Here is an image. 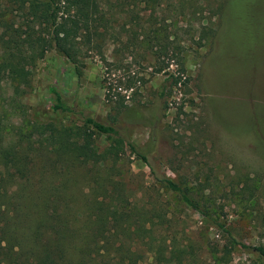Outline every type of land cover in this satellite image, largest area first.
Listing matches in <instances>:
<instances>
[{
	"label": "rangeland",
	"instance_id": "obj_1",
	"mask_svg": "<svg viewBox=\"0 0 264 264\" xmlns=\"http://www.w3.org/2000/svg\"><path fill=\"white\" fill-rule=\"evenodd\" d=\"M108 4L100 8L108 27L92 36L98 47L88 49L83 32L76 38L78 76L54 48L24 63L28 87L10 122L81 125L75 114L52 112L49 86L82 115L102 123L116 116L118 134L145 162L124 145L98 194L82 180L93 169H68L70 203L83 210V200L101 201L129 213L123 232L110 227L112 248L133 250L141 264H154L151 248L170 264H264L253 250L264 251V0ZM177 73L187 83L170 88L165 79ZM117 94L124 100L116 113ZM93 143L100 151L109 141ZM157 177L185 187L197 210Z\"/></svg>",
	"mask_w": 264,
	"mask_h": 264
},
{
	"label": "trees",
	"instance_id": "obj_2",
	"mask_svg": "<svg viewBox=\"0 0 264 264\" xmlns=\"http://www.w3.org/2000/svg\"><path fill=\"white\" fill-rule=\"evenodd\" d=\"M142 1L147 6L160 2ZM107 4L108 0H0V264H141L133 250L112 248L116 234L110 227L123 232L131 219L129 213L115 204L86 198L82 201L84 212L70 203L73 192L68 181L73 177L69 168L93 169L87 170L90 174L85 173L82 180L89 185L90 194H98L110 179L124 145L145 162L144 155L118 134L116 116L110 115L108 123H102L82 115L64 101L62 91L49 86L52 112L75 114L81 125L28 124L22 129L9 120L13 109L20 107L18 97L24 94L23 88L28 87L22 73L24 63L42 58L54 48L78 76L81 63L76 38L83 32V44L88 49L98 47L92 36H101L99 32L108 27L100 9ZM177 62L181 66L180 59ZM165 80H169L170 88L187 83L182 73L169 74ZM116 97L112 102L117 113L124 96ZM94 136H104L109 144L99 151ZM36 151L43 155H36ZM37 158L39 171L34 173ZM155 181L185 207L197 210L185 187L167 177ZM152 250L154 264H170L169 260H159L162 249ZM253 250L264 256L261 248Z\"/></svg>",
	"mask_w": 264,
	"mask_h": 264
}]
</instances>
